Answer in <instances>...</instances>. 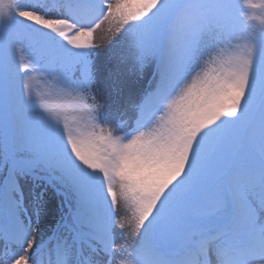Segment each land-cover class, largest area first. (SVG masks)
<instances>
[{
  "label": "snow or ice",
  "instance_id": "snow-or-ice-1",
  "mask_svg": "<svg viewBox=\"0 0 264 264\" xmlns=\"http://www.w3.org/2000/svg\"><path fill=\"white\" fill-rule=\"evenodd\" d=\"M255 10L264 0H0V264L264 260ZM105 23L127 75L94 58ZM49 189L66 205L53 223Z\"/></svg>",
  "mask_w": 264,
  "mask_h": 264
},
{
  "label": "bare ground",
  "instance_id": "bare-ground-1",
  "mask_svg": "<svg viewBox=\"0 0 264 264\" xmlns=\"http://www.w3.org/2000/svg\"><path fill=\"white\" fill-rule=\"evenodd\" d=\"M108 25L105 23L95 33V43L101 45L98 50H94V58L98 61L102 73H106L108 69L116 68L117 66L121 69L122 73L127 75L130 62L126 59L127 52L122 44L116 46H110L108 44L109 33L107 31ZM131 78V77H129ZM110 82L101 81V90L103 92V100L113 108L119 107L120 97L118 92L113 87H109ZM118 87V85H117ZM57 196L47 200V207L50 213L46 215V222L53 223L56 221L58 214H56ZM127 231V230H126ZM123 233L118 235V243Z\"/></svg>",
  "mask_w": 264,
  "mask_h": 264
},
{
  "label": "rangeland",
  "instance_id": "rangeland-1",
  "mask_svg": "<svg viewBox=\"0 0 264 264\" xmlns=\"http://www.w3.org/2000/svg\"><path fill=\"white\" fill-rule=\"evenodd\" d=\"M256 11V15H264V11H261V10H255ZM250 24H252V25H254L255 27H259V22L258 21H250L249 22ZM149 75H151V73H150V71H146L145 72V74H144V76L142 77V79H141V81H140V83H139V85H138V87L139 88H146L147 87V84H148V76ZM44 187V185H43V183L41 184V187L40 188H38L37 189V191H40L42 188ZM49 191L52 193V194H54V192H53V190H51V189H49ZM46 192V195H45V199L46 200H48V199H50V198H54V197H56V196H54V195H52L50 192ZM50 195H49V194ZM57 203H55V206H56V214H58V216L61 214V212H60V209L63 207L62 206V203H61V200H60V198L58 197L57 198ZM50 213V210L48 209V207L46 206V215H48ZM57 219V218H56Z\"/></svg>",
  "mask_w": 264,
  "mask_h": 264
},
{
  "label": "clouds",
  "instance_id": "clouds-1",
  "mask_svg": "<svg viewBox=\"0 0 264 264\" xmlns=\"http://www.w3.org/2000/svg\"><path fill=\"white\" fill-rule=\"evenodd\" d=\"M256 264H264V260H259L256 262Z\"/></svg>",
  "mask_w": 264,
  "mask_h": 264
}]
</instances>
